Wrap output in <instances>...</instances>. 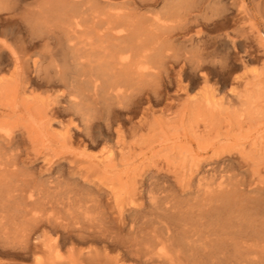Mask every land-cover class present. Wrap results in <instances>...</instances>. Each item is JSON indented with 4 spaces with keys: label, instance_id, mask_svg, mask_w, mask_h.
I'll return each instance as SVG.
<instances>
[{
    "label": "rangeland",
    "instance_id": "rangeland-1",
    "mask_svg": "<svg viewBox=\"0 0 264 264\" xmlns=\"http://www.w3.org/2000/svg\"><path fill=\"white\" fill-rule=\"evenodd\" d=\"M123 1L109 11L129 13ZM161 1L131 18L169 22L166 6L187 1L185 28L170 31L185 37L169 59L160 51L158 79L143 75L139 98L110 100L94 111L89 128L65 89L46 83V63L34 65L33 51L23 58L15 51L16 41H29L22 20L1 21L0 142L8 134L15 140L21 173L98 200L110 219L128 209L139 215L145 210L140 190L158 183L187 200L225 181L227 190L257 198L263 209L264 0ZM205 177L214 180L209 188ZM19 240L0 239V264H141L119 244L106 245L67 223L40 225Z\"/></svg>",
    "mask_w": 264,
    "mask_h": 264
},
{
    "label": "bare ground",
    "instance_id": "bare-ground-1",
    "mask_svg": "<svg viewBox=\"0 0 264 264\" xmlns=\"http://www.w3.org/2000/svg\"><path fill=\"white\" fill-rule=\"evenodd\" d=\"M159 1L126 0L121 7L129 13H113L109 8L117 0H0V22L22 20L29 41H16L15 51L21 58L33 51L38 56L34 65L46 63V83L65 89L68 104L89 128L94 111L108 108L110 100L139 98L143 75L158 79L160 51L169 59L175 42L185 37L183 31H170L185 28L187 1L166 6L163 15L169 22L131 18L137 9H152ZM149 20L156 27L149 29ZM149 61L151 66H144ZM158 86L153 83L147 100ZM14 141L8 134L0 142V239L25 242L40 225L67 223L106 245L119 244L123 255L141 264H264V208L255 197L227 190L225 181L187 200L158 183L140 190L143 212L131 216L128 209L110 219L98 200L61 190L52 181L38 183L17 170ZM206 178L201 181L209 188L214 180Z\"/></svg>",
    "mask_w": 264,
    "mask_h": 264
}]
</instances>
